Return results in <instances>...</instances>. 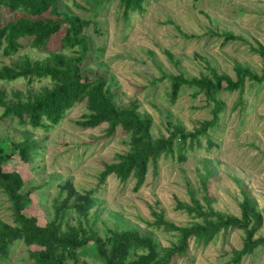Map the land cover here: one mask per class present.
Listing matches in <instances>:
<instances>
[{"label": "rangeland", "instance_id": "374dc122", "mask_svg": "<svg viewBox=\"0 0 264 264\" xmlns=\"http://www.w3.org/2000/svg\"><path fill=\"white\" fill-rule=\"evenodd\" d=\"M72 13L92 21L84 29V36L92 43L98 56L93 55L87 66L105 70L116 89V102L128 100L138 103V110L150 115L151 134H167V122L179 123L193 130L200 121L211 117L212 101L197 93L195 88L182 86L178 96L170 102L168 74L184 77L207 74L203 58L218 73L234 78V61L247 65L259 74L264 57L253 53L251 47L264 46V0H145L141 12L129 13L125 20L116 1L96 5L93 0H59ZM10 16L0 9V20ZM230 32L240 39L223 41L222 36L210 32ZM23 42V41H22ZM22 48V49H21ZM13 58L26 52L43 58V51L31 49L24 42ZM10 58L0 55V65ZM49 85L46 79L27 83L24 79L0 81L7 93L19 89L36 90ZM216 98L223 102L218 124L208 130L209 146L204 137L184 144L178 158L160 156L155 167L148 164L141 186L132 189L133 179L124 184L113 175L97 182V175L105 163L114 161V154L127 149L128 138L117 128L112 136H105V123L93 128H80L75 121L84 113L80 101L68 109L64 118L51 130L21 125L16 118L0 119V141H18L30 136L38 141L31 161L22 163L15 154L1 165L3 171L21 174L24 189L34 188L25 214L36 218L38 224L50 220L53 206L60 204L64 193L61 186L69 181L77 192L92 189L98 235H105L107 227L131 228L149 232L159 247L168 246L174 237L147 223L152 221L150 210L161 211L164 219L176 225H188L193 218L175 208L176 201L188 202L190 193L202 204V197L211 198V207L219 212L240 215L239 185L246 188L262 215L261 226L254 237L264 234V82L252 84L245 80L240 90L219 91ZM8 98L10 94L8 93ZM240 103V105H239ZM204 185V186H203ZM191 191V192H190ZM6 195L0 190V222L14 225ZM94 216V215H92ZM66 220L76 224V213L69 209ZM241 230L218 233L205 246L188 243L189 255L174 264H223L231 250L242 243ZM90 245L86 250L89 251ZM21 240L9 245L8 256L0 264H31ZM77 260L65 264H100L91 253L78 251ZM238 264H264V245L241 257Z\"/></svg>", "mask_w": 264, "mask_h": 264}, {"label": "trees", "instance_id": "16d2710c", "mask_svg": "<svg viewBox=\"0 0 264 264\" xmlns=\"http://www.w3.org/2000/svg\"><path fill=\"white\" fill-rule=\"evenodd\" d=\"M93 1L100 6L116 1L125 20L129 13L141 12L145 0ZM0 9L10 14L7 19L0 20V55L10 58L0 65V81L24 79L31 83L46 79L49 82L36 90L26 89L24 95L19 89L10 90V98L7 91L0 88V119L16 118L21 125L48 131L64 118L68 109L83 101L85 111L75 121L80 128L105 123V136H112L119 128L128 138L127 149L114 154V161L103 165L97 175L98 183L104 182L108 175L122 184L133 179L132 189L136 191L144 181L148 164L155 167L160 156L173 155L176 149L178 158L183 159L180 151L184 144L188 141L187 146L191 148L192 142H198L200 136L212 146L208 130L218 124L224 106L215 95L221 90H240L245 80L255 85L264 82V65L256 74L247 65L234 61V78H231L218 73L203 58L207 74L189 78L180 73L168 74L165 77L170 82V102L175 100L182 86L195 88L197 93L212 101L211 117L200 121L191 131L179 123L167 122V134L154 137L150 131V115L140 112L133 99L118 104L117 91L108 73L98 69L92 71L87 66L93 55L98 56L97 49L102 48L94 51L92 43L84 36L85 27L92 21L72 13L59 0H0ZM210 33L222 36L223 41L240 39L230 32ZM24 42L31 49L43 51L44 57H31L24 52L12 59ZM250 50L264 57V46L260 44L250 46ZM37 145L38 141L30 136L18 141H0V190L9 201L14 221L12 226L0 222V260L8 256L9 245L17 240L26 247H36L27 249L31 264H65L68 260H77L78 251L84 250L93 254L100 264H174L177 259L189 255L190 240L194 247L205 246L218 233L232 229L242 231L241 247L231 250L229 259L223 264H238L241 257L264 245V234L254 237L261 226L262 215L255 200L240 185L239 217L214 210L212 199L207 195H203L202 204L192 193L188 202L176 201L175 204L176 209L193 218L188 225H176L164 219L161 211L151 209L152 221L147 225L174 237L165 247H159L149 232L117 226L109 228L104 223L105 235L100 237L94 226L98 216L91 197L93 190L79 193L69 181L61 186L64 195L61 203L53 206L50 220L38 224L34 216L24 213L30 205V192L38 186L24 189L19 172L1 169L12 154L24 164L31 161ZM69 209L76 213L75 225L65 218ZM88 245L91 246L89 251L86 250Z\"/></svg>", "mask_w": 264, "mask_h": 264}]
</instances>
